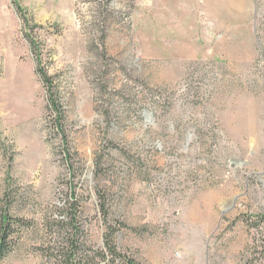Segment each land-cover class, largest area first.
Wrapping results in <instances>:
<instances>
[{"label": "rangeland", "instance_id": "obj_1", "mask_svg": "<svg viewBox=\"0 0 264 264\" xmlns=\"http://www.w3.org/2000/svg\"><path fill=\"white\" fill-rule=\"evenodd\" d=\"M16 1L62 118L0 0V214L32 222L2 264H54L71 199L102 246L99 193L140 264L264 262V0Z\"/></svg>", "mask_w": 264, "mask_h": 264}, {"label": "trees", "instance_id": "obj_2", "mask_svg": "<svg viewBox=\"0 0 264 264\" xmlns=\"http://www.w3.org/2000/svg\"><path fill=\"white\" fill-rule=\"evenodd\" d=\"M12 2L15 11L22 19L23 26L28 29V31L25 32V37L31 53L35 56V72L45 87L48 109L54 114L55 125H57L58 121L56 118H62L59 94L54 85V78L47 73L45 63L41 56L42 47L40 45L43 44L32 36L35 33V28H37V26L29 24V19L26 18L25 10L16 0H12ZM64 143L66 147V137L64 138ZM67 151L68 150L66 149L64 157L66 160H70L71 157L70 154H67ZM67 163H69L68 172L72 173V163ZM98 198V211L101 215L103 227L102 246L91 244L87 228L77 220V213H80L78 200L71 199L66 205V210H68L69 213L67 215L68 218L66 220H61L59 224L60 229H63L64 231V246L61 247L59 252H55V250L49 252L51 254L50 257L54 256V264H140L133 257L120 250L117 246L115 236L116 233L124 227V224H122V222L109 221V210L106 206L104 197L99 193ZM263 222L264 212L258 216V220L253 225L258 227ZM31 225V221L18 216H10L6 212L0 214V264H2L6 255L13 251L18 245L22 229L28 228ZM258 264H264V262Z\"/></svg>", "mask_w": 264, "mask_h": 264}]
</instances>
